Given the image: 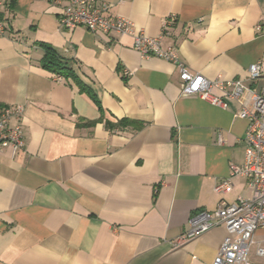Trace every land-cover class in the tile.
I'll return each mask as SVG.
<instances>
[{"label":"crops","instance_id":"crops-1","mask_svg":"<svg viewBox=\"0 0 264 264\" xmlns=\"http://www.w3.org/2000/svg\"><path fill=\"white\" fill-rule=\"evenodd\" d=\"M0 1L8 29L0 109L23 108L25 142L16 154L0 147V264H213L224 226L177 239L197 212L252 194L244 177L215 191L245 161L240 105L184 96L179 68L143 58L131 36L62 29L46 0ZM96 1L149 37L174 17L163 46H175L190 71L249 84L260 62L253 87L264 86V0ZM43 44L73 62L103 115L72 80L43 67ZM122 119L144 126L107 128ZM254 238L264 250V228ZM249 259L264 264L257 246Z\"/></svg>","mask_w":264,"mask_h":264},{"label":"built area","instance_id":"built-area-1","mask_svg":"<svg viewBox=\"0 0 264 264\" xmlns=\"http://www.w3.org/2000/svg\"><path fill=\"white\" fill-rule=\"evenodd\" d=\"M58 8V23L62 29L73 30L85 27L92 33L131 36L134 49L143 58H159L179 68L182 94L197 96L212 106L225 109L227 100L236 101L241 111L238 118L246 120V153L242 166L232 165L230 175L215 187L217 193H229L236 177H244L251 189L250 197H240L235 203L221 201L214 212L199 211L188 222V230L177 243L187 242L205 232L224 226L227 235L214 259L213 264H253L249 259L252 247L257 246L260 255L264 250L255 241V233L264 228V86L253 87L262 78V65L255 63L249 69L247 84L242 80H209L200 73L189 70L181 60L175 46H163L165 37L170 36L174 17L167 19L161 34L149 37L137 31L134 24L122 16H107L110 5L98 4L96 0H46ZM3 3L0 1V9ZM1 13V12H0ZM262 30V26H257ZM8 29L0 15V36L7 35ZM218 91L221 95H215ZM22 107L0 109V147L11 149L14 154L25 146Z\"/></svg>","mask_w":264,"mask_h":264},{"label":"trees","instance_id":"trees-1","mask_svg":"<svg viewBox=\"0 0 264 264\" xmlns=\"http://www.w3.org/2000/svg\"><path fill=\"white\" fill-rule=\"evenodd\" d=\"M43 49L45 52L44 57L42 59L43 67L63 77L66 80H72L82 93L87 94L93 100V102L95 103L101 114L103 115L104 109L99 99L97 98L93 90L89 86H87L75 73L74 69L71 66L73 62L72 61L70 62L69 60L65 61L63 58L59 56L57 51L50 45L43 44ZM90 124H94V123L90 122ZM106 126L109 129H115V128L124 129L131 127L134 130H140L143 128L144 125L138 121L122 119L116 121V123H112L108 121L106 122Z\"/></svg>","mask_w":264,"mask_h":264}]
</instances>
